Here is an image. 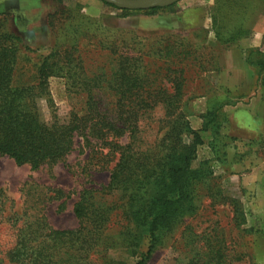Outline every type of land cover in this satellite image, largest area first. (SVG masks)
Instances as JSON below:
<instances>
[{"label":"rangeland","instance_id":"obj_1","mask_svg":"<svg viewBox=\"0 0 264 264\" xmlns=\"http://www.w3.org/2000/svg\"><path fill=\"white\" fill-rule=\"evenodd\" d=\"M43 2L54 10L26 36L11 12L0 14V29L21 40L15 82L31 83L45 59L50 66L79 64L83 78L102 77L103 84L125 63L140 65L154 74L152 93L161 87L171 92L180 83L179 111L193 131L201 129L207 108L233 104L222 107L226 121L214 152L211 135L199 132L202 145L189 166L197 173L191 207L157 232L144 264H204L209 258L216 264L220 255L231 264H264V37L252 47L255 30L264 27V0H181L147 11L119 10L98 0ZM47 84L60 118L82 107L86 94L71 88V80L50 77ZM94 93L112 96L105 89ZM40 112L47 121L44 102ZM163 115L158 106L143 124L148 144L166 130ZM89 155L75 138L64 161L36 171L0 156V258L15 240L7 216L34 206L51 229L75 230L73 206L86 192L107 221L81 264H137L143 258L147 228L130 219L128 194L108 186L116 160Z\"/></svg>","mask_w":264,"mask_h":264},{"label":"trees","instance_id":"obj_2","mask_svg":"<svg viewBox=\"0 0 264 264\" xmlns=\"http://www.w3.org/2000/svg\"><path fill=\"white\" fill-rule=\"evenodd\" d=\"M20 43L17 35L0 29V156L36 171L64 161L74 149L75 138H80L91 156L99 155L106 163L115 159L108 186L128 194L130 219L147 228L148 248L137 263L144 264L157 232L169 226L177 213L191 207V188L197 173L189 166L197 146L202 145L199 132L211 135L209 146L214 152L226 121L222 107L233 104L207 108L201 129L193 131L179 111L180 83L175 82L171 92L161 87L152 93L154 81L150 78L154 74L140 65L132 68L125 63L120 73L103 84L102 77L83 78L79 64L50 66L45 59L36 66L31 83L15 82ZM50 77L71 80V88L86 94L79 110L72 109L63 118L57 115L48 91ZM104 89L112 96H94V91ZM40 102L49 111L47 121L41 118ZM158 106L163 107L161 123L166 130L160 139L148 144L142 137L143 124ZM73 211L78 227L70 231L51 229L41 208L34 206H27L20 215L7 216V222L15 228V240L0 264H81V255L92 250L100 237L107 213L88 192L81 194ZM218 258L216 264H231L221 255ZM214 260L209 258L204 264Z\"/></svg>","mask_w":264,"mask_h":264},{"label":"crops","instance_id":"obj_3","mask_svg":"<svg viewBox=\"0 0 264 264\" xmlns=\"http://www.w3.org/2000/svg\"><path fill=\"white\" fill-rule=\"evenodd\" d=\"M51 5H47L43 0H0V14L11 12L18 29L26 36L27 32L35 31L37 26L54 10L53 4ZM253 36L255 40L252 47H257L264 37V27L261 30H255Z\"/></svg>","mask_w":264,"mask_h":264},{"label":"water","instance_id":"obj_4","mask_svg":"<svg viewBox=\"0 0 264 264\" xmlns=\"http://www.w3.org/2000/svg\"><path fill=\"white\" fill-rule=\"evenodd\" d=\"M119 10L147 11L170 7L181 0H100Z\"/></svg>","mask_w":264,"mask_h":264}]
</instances>
